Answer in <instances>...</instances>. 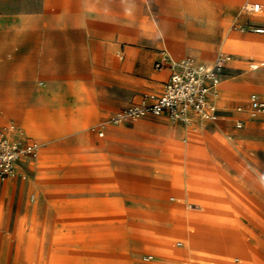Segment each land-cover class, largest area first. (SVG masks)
<instances>
[{
    "label": "rangeland",
    "instance_id": "374dc122",
    "mask_svg": "<svg viewBox=\"0 0 264 264\" xmlns=\"http://www.w3.org/2000/svg\"><path fill=\"white\" fill-rule=\"evenodd\" d=\"M122 2L125 34L141 38L124 44L126 61L137 57L131 47L150 53L151 72L162 50L207 64L235 56L223 75L227 117L196 129L149 117L101 138L110 114L145 90L140 75V88L119 93L103 119L83 124V114L65 112L45 140L0 108V129L13 122L43 145L28 180L0 183V264H264V119L237 129L229 117L250 93L264 97V32H255L264 31V0ZM254 4L263 10L251 12ZM91 185L103 198L95 206L110 208L118 194L120 208L88 211Z\"/></svg>",
    "mask_w": 264,
    "mask_h": 264
},
{
    "label": "crops",
    "instance_id": "0c3cea01",
    "mask_svg": "<svg viewBox=\"0 0 264 264\" xmlns=\"http://www.w3.org/2000/svg\"><path fill=\"white\" fill-rule=\"evenodd\" d=\"M33 2L34 7L27 6ZM15 4L19 7L10 6ZM122 9V0L119 13L116 0H0V108L4 114L19 119L45 140L53 133L50 122L65 112L83 114V124L103 119L108 108L123 102L119 93L140 88V76L147 77L140 96L160 90L170 72L155 68L159 57L154 72L149 52L131 47L129 54L135 51L137 57L126 61L124 44L138 42L140 35L125 34ZM125 69L135 76L126 75ZM223 84L220 107L225 110ZM113 127L117 126L103 130L104 137ZM112 161L109 167L119 168L118 161ZM92 192L91 185L85 198L88 211L120 208L118 194L111 195V207L106 209L95 206L103 198Z\"/></svg>",
    "mask_w": 264,
    "mask_h": 264
},
{
    "label": "built area",
    "instance_id": "2783aa9c",
    "mask_svg": "<svg viewBox=\"0 0 264 264\" xmlns=\"http://www.w3.org/2000/svg\"><path fill=\"white\" fill-rule=\"evenodd\" d=\"M262 10L261 4H254L250 8L254 13ZM234 60L235 56L228 53L218 54L210 64L193 57L175 60L167 50H162L155 68L167 69L170 74L161 89L145 92L136 101L113 113L107 124L121 126L149 117L165 118L174 125L188 129L216 124L221 118L227 117L225 113L228 111L220 107L223 75ZM262 66L250 64L252 70H259ZM230 113L232 116L229 117L238 116L235 124L237 129H243L249 121L263 120L264 97L252 92L246 105L239 106ZM103 129L105 127L101 129L100 137L105 135ZM42 153L43 145L30 137L22 127L11 122L0 129V183L28 180ZM190 208L194 209L195 205ZM177 246L183 247L184 243L178 242ZM154 259L152 255L143 257V261L147 263Z\"/></svg>",
    "mask_w": 264,
    "mask_h": 264
}]
</instances>
